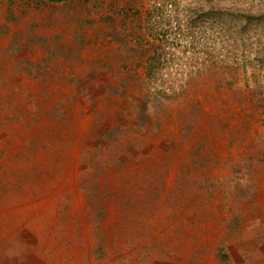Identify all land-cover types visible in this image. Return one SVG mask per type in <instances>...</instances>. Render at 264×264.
Listing matches in <instances>:
<instances>
[{
  "label": "rangeland",
  "instance_id": "obj_1",
  "mask_svg": "<svg viewBox=\"0 0 264 264\" xmlns=\"http://www.w3.org/2000/svg\"><path fill=\"white\" fill-rule=\"evenodd\" d=\"M0 181V264H264V0H0Z\"/></svg>",
  "mask_w": 264,
  "mask_h": 264
},
{
  "label": "trees",
  "instance_id": "obj_2",
  "mask_svg": "<svg viewBox=\"0 0 264 264\" xmlns=\"http://www.w3.org/2000/svg\"><path fill=\"white\" fill-rule=\"evenodd\" d=\"M164 9L165 5H156L155 11L161 10L160 12L148 11L145 18H141V16L138 18L140 29H145V33L140 35L142 38H140L139 47L144 51L147 49L152 51L145 61V73L149 79L157 74L156 72L160 68L159 66L165 55L164 42L167 43L170 40L168 37H165V40L160 37L162 35L167 36L168 30L171 28L172 34L176 38V30L182 27L183 18L180 15L166 14ZM185 21L188 24L189 19H185ZM173 24H177V26L173 27ZM2 186L3 183L0 181V189Z\"/></svg>",
  "mask_w": 264,
  "mask_h": 264
}]
</instances>
